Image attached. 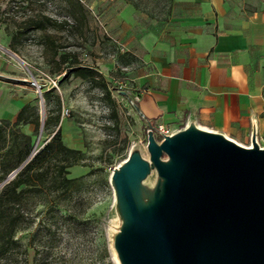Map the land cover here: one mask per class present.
I'll list each match as a JSON object with an SVG mask.
<instances>
[{"label": "rangeland", "instance_id": "1", "mask_svg": "<svg viewBox=\"0 0 264 264\" xmlns=\"http://www.w3.org/2000/svg\"><path fill=\"white\" fill-rule=\"evenodd\" d=\"M240 1L251 10L264 11V0ZM80 2L81 9L72 7L70 0H0V118L14 120L24 99L36 106L39 119L38 126L27 122L20 123L18 129L15 125L0 129V173L6 157H14L20 131L30 135V155L58 125L62 140L84 152L83 158L69 167V176L82 175L73 192L64 195L61 188L50 187L66 197L64 206L76 217L55 214L45 220L42 234L34 242L40 240V253L46 257L36 262L34 247H24L31 226L19 230L23 245L6 244L0 250V264H123L116 240L129 218L111 178L112 170L136 154L149 163L146 174L133 184L138 205H151L160 191L162 177L151 165L148 149L149 137L159 143L160 135L136 108L133 77L142 59L127 49L120 34L131 17L144 26L149 18L166 16L171 0ZM71 63L93 67L95 79L64 74ZM41 71L59 77L58 87L39 96L24 77ZM49 110L52 120L45 127ZM255 141L264 148V131ZM246 146H252L251 139ZM161 158L168 156L162 153ZM22 165L10 169L6 179ZM6 179L0 180V188ZM35 196L31 193L23 200L22 211L27 216L23 226L35 218Z\"/></svg>", "mask_w": 264, "mask_h": 264}, {"label": "water", "instance_id": "2", "mask_svg": "<svg viewBox=\"0 0 264 264\" xmlns=\"http://www.w3.org/2000/svg\"><path fill=\"white\" fill-rule=\"evenodd\" d=\"M190 126L149 137L162 183L140 207L133 184L149 163L136 154L114 168L128 224L116 247L123 264H264V148ZM162 153L168 159L161 158Z\"/></svg>", "mask_w": 264, "mask_h": 264}, {"label": "crops", "instance_id": "3", "mask_svg": "<svg viewBox=\"0 0 264 264\" xmlns=\"http://www.w3.org/2000/svg\"><path fill=\"white\" fill-rule=\"evenodd\" d=\"M138 23L131 17L120 35L142 59L133 79L144 120L242 145L263 133V10L240 0H171L166 16Z\"/></svg>", "mask_w": 264, "mask_h": 264}, {"label": "trees", "instance_id": "4", "mask_svg": "<svg viewBox=\"0 0 264 264\" xmlns=\"http://www.w3.org/2000/svg\"><path fill=\"white\" fill-rule=\"evenodd\" d=\"M72 7L82 8L80 0H70ZM75 15L74 8L71 10ZM41 26L40 24H38ZM73 72L81 77L95 79L97 71L89 65H80L71 63L66 66L64 74ZM59 105L60 101L57 98ZM32 113V114H29ZM52 120L50 110L44 119V126L48 125ZM34 122L36 126L39 124L38 112L36 106L30 102L23 104L17 111L14 120L9 118H0V129L5 128V125H15L17 129L20 123ZM58 122L56 116L55 124ZM21 136L20 142L14 151V157H6L0 180L7 177L10 169L23 163L22 167L10 179H6L0 188V250L6 248V244L23 245V242L17 236L19 230H23L29 226L31 229L28 233V240L24 244L25 249L28 246L34 247L33 262L40 261L46 257L45 253H40L39 242L34 240L41 236L42 227L45 225V220L50 216L57 214L59 217L74 218L75 212H71L64 205L65 196H61L58 191L50 190L52 188H61L63 194L70 195L76 188L78 181L82 175L69 176V167L78 163L83 158L84 152L77 147L67 145L61 137L60 126L58 125L52 132L51 136L46 139L33 153L32 142L29 134L19 132ZM10 147L7 151H11ZM30 155L29 158H27ZM58 190V189H57ZM33 193L36 199L34 200V208L36 210L35 218L28 226H23V221L26 219V214L22 211L23 200L29 194ZM34 197V198H35ZM32 224H34L32 226Z\"/></svg>", "mask_w": 264, "mask_h": 264}, {"label": "built area", "instance_id": "5", "mask_svg": "<svg viewBox=\"0 0 264 264\" xmlns=\"http://www.w3.org/2000/svg\"><path fill=\"white\" fill-rule=\"evenodd\" d=\"M58 77V75H51L48 72L41 71L39 74L30 73L28 74V78H24L29 83V85L34 88L39 96H42L43 91L52 87H58ZM135 98L136 100L139 98V93H136ZM67 111L68 109L65 108L64 112L67 113ZM153 127L160 135V139H162L165 134H171L169 128L162 123H158Z\"/></svg>", "mask_w": 264, "mask_h": 264}, {"label": "bare ground", "instance_id": "6", "mask_svg": "<svg viewBox=\"0 0 264 264\" xmlns=\"http://www.w3.org/2000/svg\"><path fill=\"white\" fill-rule=\"evenodd\" d=\"M119 166H121V164ZM119 166L117 168H119Z\"/></svg>", "mask_w": 264, "mask_h": 264}]
</instances>
